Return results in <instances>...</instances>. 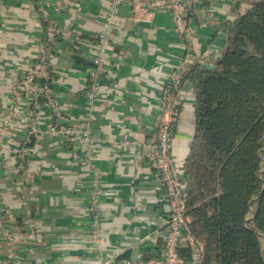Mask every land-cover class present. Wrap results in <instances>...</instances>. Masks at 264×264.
Returning a JSON list of instances; mask_svg holds the SVG:
<instances>
[{
    "label": "crops",
    "instance_id": "crops-1",
    "mask_svg": "<svg viewBox=\"0 0 264 264\" xmlns=\"http://www.w3.org/2000/svg\"><path fill=\"white\" fill-rule=\"evenodd\" d=\"M61 1L0 0V124L11 110L12 74L27 71L37 60L44 41L37 5L49 2L51 20L60 30L53 56L59 80L55 98L65 124H91L96 170L86 164L81 141L44 132L52 122L44 103L37 115L41 132L23 154L33 101L41 90V83L23 80V100L0 147V204L12 236L0 229V264H99L161 245L167 206L153 166L139 146L113 140L125 134L139 140L151 136L164 84L184 54L174 18L164 9L124 3L111 28L113 48L105 55V75L91 107L87 79L111 0H76L58 10ZM258 1L199 0L190 19L195 28L192 64L215 66L227 24ZM179 101L173 153L185 176L196 128L195 90L187 79ZM96 171L103 179L98 209L92 202ZM262 245L264 255V238Z\"/></svg>",
    "mask_w": 264,
    "mask_h": 264
},
{
    "label": "trees",
    "instance_id": "trees-1",
    "mask_svg": "<svg viewBox=\"0 0 264 264\" xmlns=\"http://www.w3.org/2000/svg\"><path fill=\"white\" fill-rule=\"evenodd\" d=\"M227 30L215 67L195 62L183 77L194 87L196 113L187 213L204 244L202 264H263L264 0Z\"/></svg>",
    "mask_w": 264,
    "mask_h": 264
},
{
    "label": "built area",
    "instance_id": "built-area-1",
    "mask_svg": "<svg viewBox=\"0 0 264 264\" xmlns=\"http://www.w3.org/2000/svg\"><path fill=\"white\" fill-rule=\"evenodd\" d=\"M75 1L62 0L57 9H66L72 6ZM125 2L144 9L150 8L153 11L158 9L167 10L174 18L176 33L181 39L184 54L180 66L171 73L164 84L151 136L148 139L139 140L132 139L128 134H125L121 141L113 140L122 146H139L146 159L153 166L154 173L160 183L163 202L167 206L166 220L160 235L161 245L158 248H149L147 254L145 252L127 258L112 257L100 261L99 264H202L205 250L204 244L191 232L186 202L187 183L173 153V131L179 115V96L184 82L183 77L185 71L194 60L193 40L195 28L190 19L197 10L199 0H111L110 11L104 28L97 38L95 54L92 57V67L87 79L85 96L91 107L94 106L95 97L101 89L105 75V55L107 51L113 48L111 28ZM50 6L49 2H41L37 5L39 17L44 25V41L36 62L27 71L22 73L16 71L12 74V105L9 116L4 119L3 124H0V147L6 135V127L10 124L11 117L23 100V80L26 83L28 81H37L41 83V90L33 101V116L25 139V145L22 147L23 154L27 151V144L32 137L41 132L37 125V115L42 104L40 98L44 97L46 99L44 104L52 117L50 126L44 132L52 136L81 141L84 146L83 152L86 164L94 168L92 145L95 138L91 124L87 123L84 126L65 124L64 111L55 98L54 88L59 84V80L53 69V56L57 50L60 30L51 20ZM93 110H91L92 116L95 114ZM102 194V175L96 171L92 183V202L95 209H98L96 208L98 198ZM95 225H97V222H95ZM0 229L4 235L12 237L6 229L1 204Z\"/></svg>",
    "mask_w": 264,
    "mask_h": 264
},
{
    "label": "water",
    "instance_id": "water-1",
    "mask_svg": "<svg viewBox=\"0 0 264 264\" xmlns=\"http://www.w3.org/2000/svg\"><path fill=\"white\" fill-rule=\"evenodd\" d=\"M219 57H222V55H220ZM206 65L210 66L211 68H214L215 66L213 64H209V63H205Z\"/></svg>",
    "mask_w": 264,
    "mask_h": 264
}]
</instances>
